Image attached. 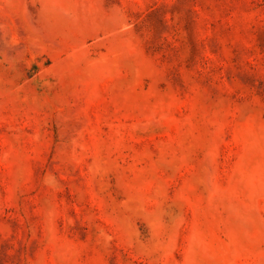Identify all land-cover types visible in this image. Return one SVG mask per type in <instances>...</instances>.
<instances>
[{
  "label": "rangeland",
  "instance_id": "374dc122",
  "mask_svg": "<svg viewBox=\"0 0 264 264\" xmlns=\"http://www.w3.org/2000/svg\"><path fill=\"white\" fill-rule=\"evenodd\" d=\"M0 264H264V0H0Z\"/></svg>",
  "mask_w": 264,
  "mask_h": 264
}]
</instances>
